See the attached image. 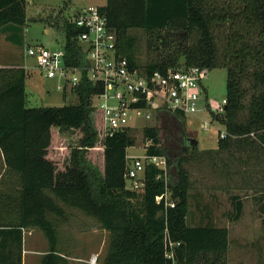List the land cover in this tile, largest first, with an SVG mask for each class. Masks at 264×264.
I'll list each match as a JSON object with an SVG mask.
<instances>
[{
  "label": "trees",
  "instance_id": "16d2710c",
  "mask_svg": "<svg viewBox=\"0 0 264 264\" xmlns=\"http://www.w3.org/2000/svg\"><path fill=\"white\" fill-rule=\"evenodd\" d=\"M28 3L0 0V32L14 44L21 45ZM100 12L117 34L121 54L149 74L178 66L225 69L226 104L221 115L211 113L225 134L223 138L219 134L215 151L228 152L232 144L247 150L248 146L262 154L264 164V0H106ZM62 28L71 59L77 45L69 36L77 31L67 20ZM131 30L145 34L144 62L128 35ZM27 76L23 68H0L3 174L17 187L6 198L12 205L0 207L13 218L0 223V264H22V229L29 227L41 230L49 245L41 264H65L56 250V228L65 220L63 207L94 218L109 234L104 264H227V229L187 224L191 183L183 167L185 159L171 161L160 146L158 129L144 128L143 138L151 141L146 155L166 160V185L163 172L146 165L144 187L131 191L126 151L134 146L133 131L103 135L102 115L92 106V96L99 89L84 81L70 91L76 105L28 108ZM164 117L177 119L183 127L180 114ZM72 131L80 136L75 145L64 147L68 160L61 167L52 149L60 142L63 146L65 134ZM186 137L181 134V152L195 154ZM91 151L101 155L102 170L87 160ZM166 187L173 209H165L163 201L155 202ZM233 207L231 220L236 221L241 201L235 198Z\"/></svg>",
  "mask_w": 264,
  "mask_h": 264
},
{
  "label": "rangeland",
  "instance_id": "374dc122",
  "mask_svg": "<svg viewBox=\"0 0 264 264\" xmlns=\"http://www.w3.org/2000/svg\"><path fill=\"white\" fill-rule=\"evenodd\" d=\"M106 0H31L26 6V26L22 30L21 45L6 39L7 34L0 32L1 68H23L26 72V102L28 108L63 107L76 105L77 98L70 93L64 96L57 90L56 80L44 79L36 68L35 60L26 55V48L42 46L50 50L61 48L63 22L74 13L87 6H104ZM128 35L134 41L139 61L144 62L145 34L142 30H131ZM226 70L211 69L202 82L204 92L199 102L202 112L194 116L182 117L180 122L172 117L144 120L131 116L129 124L133 126L134 146L128 148V157H143L148 142L143 138L144 128H156L159 131L160 146L166 149L171 161L185 159L183 167L190 177L188 196L187 224L191 227L212 226L226 228L229 248L227 264H264V164L259 151L229 146L228 152H216L218 136L224 129L211 113L225 104ZM98 101L95 100L94 104ZM219 113L218 115H221ZM207 123V130L203 129ZM184 128V129H183ZM198 141L195 154L181 152V134ZM55 134H57L55 132ZM67 141L53 148L56 163L65 166L68 160V144L73 146L80 136L78 131L69 132ZM60 138L62 136L58 135ZM62 146V147H61ZM61 149V151L59 150ZM87 160L102 170V158L96 151L86 154ZM130 162V160L128 159ZM4 173L3 158L0 153V186L11 184ZM174 182L175 167L170 169ZM15 183V182H14ZM13 184V183H12ZM12 189L5 193L14 194ZM0 195L1 193L0 189ZM5 198L1 196L0 199ZM235 198L241 201L242 210L236 221L231 220L234 213ZM6 202V201H4ZM9 203V202H8ZM12 205V203H11ZM11 205L6 204L5 209ZM60 205V203L58 204ZM65 220L58 222L56 228V250L66 260L65 264H104L108 251L109 234L101 229L99 223L76 209L63 207ZM6 217V215H3ZM13 218H0L2 225ZM23 237L22 264H41L43 255L49 251L48 242L36 227L25 229ZM30 233V234H29Z\"/></svg>",
  "mask_w": 264,
  "mask_h": 264
},
{
  "label": "built area",
  "instance_id": "2783aa9c",
  "mask_svg": "<svg viewBox=\"0 0 264 264\" xmlns=\"http://www.w3.org/2000/svg\"><path fill=\"white\" fill-rule=\"evenodd\" d=\"M66 20L77 31L69 36L70 42L77 45L73 58L67 54V38L63 31L60 49L37 45L27 47L26 55L35 60L44 79L57 81V90L62 93H70L84 81L99 89L92 96V106L102 115L105 137L133 130L129 124L131 116L150 120L153 113L161 119L165 114L185 117L203 111L199 102L204 92L202 82L209 72L207 68L178 66L149 74L142 66H132L118 50V36L107 26L99 6L82 8ZM222 112L223 107L218 114ZM207 125L204 124V130ZM224 136V132L220 133L221 138ZM146 142L148 146L151 143ZM127 159L130 160L126 173L129 190L138 192L144 187L146 165L162 171L166 185L167 164L163 156L145 154L143 157L127 156ZM161 201L165 209L175 207L167 187L162 195L155 197L156 203Z\"/></svg>",
  "mask_w": 264,
  "mask_h": 264
},
{
  "label": "crops",
  "instance_id": "0c3cea01",
  "mask_svg": "<svg viewBox=\"0 0 264 264\" xmlns=\"http://www.w3.org/2000/svg\"><path fill=\"white\" fill-rule=\"evenodd\" d=\"M1 67H4V66H0V68ZM15 68H20V67H15ZM17 189V187L14 185V184H2L1 186H0V189H1V193L3 194V195H0V197L1 196H5V198H3V199H0V207L1 206H6V204H9L8 203V201H7V195H5V193L6 192H8V191H11L12 189ZM4 201H6V202H4ZM3 215H6V217H8V214H6L5 212H2V211H0V218H6V217H4ZM26 232H25V229H22V237H24V234H25ZM30 234V233H29ZM22 246H23V239H22ZM25 251H23V248H22V253H21V258H22V260H23V253H24ZM45 253H41L40 255H44Z\"/></svg>",
  "mask_w": 264,
  "mask_h": 264
},
{
  "label": "water",
  "instance_id": "95a60500",
  "mask_svg": "<svg viewBox=\"0 0 264 264\" xmlns=\"http://www.w3.org/2000/svg\"><path fill=\"white\" fill-rule=\"evenodd\" d=\"M185 140L192 150L198 149V141L195 138L186 137Z\"/></svg>",
  "mask_w": 264,
  "mask_h": 264
},
{
  "label": "flooded vegetation",
  "instance_id": "af4514ba",
  "mask_svg": "<svg viewBox=\"0 0 264 264\" xmlns=\"http://www.w3.org/2000/svg\"><path fill=\"white\" fill-rule=\"evenodd\" d=\"M183 136H184V137L186 136V133H185V131H183Z\"/></svg>",
  "mask_w": 264,
  "mask_h": 264
}]
</instances>
